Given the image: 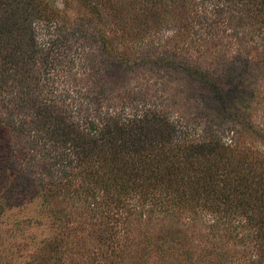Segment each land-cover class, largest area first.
Masks as SVG:
<instances>
[{
    "label": "trees",
    "instance_id": "1",
    "mask_svg": "<svg viewBox=\"0 0 264 264\" xmlns=\"http://www.w3.org/2000/svg\"><path fill=\"white\" fill-rule=\"evenodd\" d=\"M73 1L85 5L95 23L98 53L108 56L112 48L119 57L110 64L112 72L122 76L139 66L131 60L130 49L118 52L113 47L107 32L119 31L124 40L143 48L138 57L142 66H171L221 94L215 120L220 116L232 124L236 135L221 141L178 128L165 112L146 102L141 105L144 100L134 101L129 92L119 98L118 108L104 113L100 93L88 91L96 115L80 118L73 116L66 99L40 96L49 80L41 49L57 48L53 41L60 26L68 29V22L79 23L85 16L72 18ZM163 29L171 36H162ZM39 30L46 40H37ZM86 31L84 23L79 24L75 40L92 43ZM195 52L214 55L226 65L215 74L187 57ZM252 61L254 66L249 65ZM259 62H264V0H64L61 7L55 0H0V98L6 97L8 105L5 111L0 105V130L9 147L0 150V214L13 201L59 195L60 209L51 203L45 209L50 223L53 219L60 229V238L52 244L60 264L73 263L62 257L75 248L66 246L63 233L71 232L66 221L76 214L94 221L90 234L95 247L82 253L88 264H119L124 240V248L132 243L141 244L143 251L156 249L155 236L172 264H230L237 253L233 240L254 250L252 264H264V152L240 145L244 137L264 143V126L256 128L233 104L240 98L241 82L250 87L264 72ZM108 75L104 79L115 83L116 76ZM101 95L104 100V92ZM11 109H16L15 117ZM262 119L264 125V115ZM21 140L28 151L13 154L22 148L14 150L12 143ZM33 146H48L50 152L41 155L50 154L52 162L35 159ZM36 168L49 177L37 188L32 178ZM134 217L154 231L152 239L144 229L131 236ZM197 217L207 219L212 237L222 231L221 239L229 243L224 242L225 249L213 246L194 258L195 251L184 244L181 219Z\"/></svg>",
    "mask_w": 264,
    "mask_h": 264
},
{
    "label": "rangeland",
    "instance_id": "2",
    "mask_svg": "<svg viewBox=\"0 0 264 264\" xmlns=\"http://www.w3.org/2000/svg\"><path fill=\"white\" fill-rule=\"evenodd\" d=\"M56 3L61 7L63 6L64 0H55ZM85 5L81 2L73 1L71 7V16L80 17L81 22L74 23L68 22V29H62L54 34V44L58 47L52 49L50 52L47 50L49 46H45L42 50L44 54V60H48L47 65L42 66L47 72L46 76L49 80L43 83V87L40 89V96L43 98H51L54 101H63L66 99V104L72 110L73 116L76 118L82 117V114L95 117L94 110H92L91 97L88 91L92 90L94 94L100 93V101L103 103L100 111L107 113L118 108L120 103L118 102L120 97L128 92L134 98V101L144 100L141 105L145 102L150 104L151 107L155 106L157 110L163 111L169 117V120L175 122L180 127H184L197 135H202L207 138H216L221 141H229L231 137L235 136V132L231 129V125L227 124L225 120H222L220 116L215 120L216 113L219 112L218 102L216 99L221 95L216 91H213L209 85H206L203 80H195L186 76L181 71L175 70L170 67H162L159 65L151 67L142 66L139 62V52L143 49L128 39H123L119 31L111 32L108 31V36L112 37L113 47L118 52H121L123 47L131 50L130 57L137 65L135 69L127 72L128 74L114 73L111 71L110 64L115 60H118V56L112 48H109L108 56H101L98 50V45L94 43L97 40L94 36V21L89 18V13ZM180 15V12H179ZM179 15L176 18H179ZM171 18V17H170ZM170 18L166 23L170 21ZM84 23L86 27V35L92 39V43L85 40L83 43L81 38L75 40L77 36V27L79 24ZM66 25V24H65ZM71 26V27H70ZM48 29L54 31V27L51 26ZM51 31V30H50ZM37 40H46L48 37L45 36L44 31H38ZM48 32V30H45ZM112 33V34H111ZM116 34L114 36L113 34ZM160 34L162 36H171L170 30L163 29ZM113 35V36H112ZM60 41H62V44ZM237 42V41H235ZM126 44L125 46H123ZM63 45V46H60ZM67 47L66 51L60 53L63 47ZM236 49V47H235ZM234 48H229V52H233ZM60 53V54H59ZM201 53V52H200ZM200 53H188L191 60H197V63H201L205 69H209L215 74H219L226 62L221 58H216L214 55L210 56L208 53L205 56ZM190 55V56H189ZM199 58V60H198ZM91 59V60H90ZM61 60V61H60ZM90 61V62H89ZM42 62V61H41ZM99 66L98 72L97 64ZM92 63V66L89 64ZM251 66H254L255 61L250 62ZM61 65V66H60ZM63 65V66H62ZM248 65V66H249ZM259 68L264 71V62L258 63ZM117 67H115L116 71ZM41 69L38 70V73ZM261 76L254 78L252 86L247 87L245 81L241 82L242 85L238 95L243 96L242 103L240 98L233 101L234 108H238L243 112L245 118L249 119L256 128L263 129V115H264V72L260 71ZM116 76L115 83H110V79L105 78L103 75ZM235 74V75H233ZM232 79H236L238 73H233ZM231 79V80H232ZM98 82V85L95 83ZM227 86V83L226 85ZM101 87V88H99ZM248 88V89H246ZM257 89L259 91H257ZM226 90H229L227 87ZM104 92L105 95L101 93ZM248 93V94H247ZM5 98H0V105L2 110L5 111L8 105H5ZM89 98V99H88ZM128 112H131V106L126 105L124 107ZM13 116L15 110L11 109ZM229 114L226 113L225 118L229 119ZM15 117V116H14ZM76 118H74L76 120ZM16 121V120H15ZM220 122L221 125L217 123ZM4 133L0 130V150L9 148L6 140L3 138ZM229 139V140H228ZM243 142L241 140L240 145H243L244 149L251 148L254 151L258 149L264 152V143L261 139L251 137H244ZM38 143V142H37ZM14 150L18 151V148L22 150L13 154L23 153L28 151V146L25 140L21 142H13ZM38 146H41L38 144ZM35 147V146H33ZM33 149V148H32ZM37 151L35 159L44 160V162H52V158L43 159V153L50 152L48 146L42 148L35 147ZM59 153V150H57ZM38 157V158H37ZM40 158V159H39ZM55 158V157H54ZM28 159V158H27ZM43 170L47 173L49 169L47 167ZM40 168H36L32 175L34 185L39 186L43 180H48L49 177L43 176V172ZM43 176V177H42ZM44 178V179H43ZM56 189H52L55 191ZM16 199V198H14ZM51 203V207H58L60 209V196L52 195L49 199H44V196L35 197L31 200L24 201H13L12 205H7L0 214V264H60V261L55 259L57 253L52 250V244L57 242L58 237L60 238V229L52 223L51 217L49 216L45 205ZM76 217H70L69 221H66V227L71 228V232H64L66 239V246L75 247L73 254H68L66 251L63 252V258L66 262L71 260L72 264H88L85 263L86 259L82 255L85 249H94L92 245L93 240L91 232L93 230V220L87 215L76 214ZM135 216V215H134ZM133 223L129 226H133L131 236H135L138 230L144 229L149 239L154 237V231L147 228L143 223V219L134 217ZM137 222V223H136ZM139 222V223H138ZM185 240L187 246H190L195 252L192 253L194 258L202 256L203 252L212 250V247L218 246L219 248L225 249L224 241L220 237L219 230L213 237L211 236L207 219L204 217H197L191 221L181 219ZM187 224V225H186ZM140 228V229H139ZM83 229V230H81ZM157 231H155L156 233ZM64 237V238H65ZM156 237V244L158 247H153L152 250L143 251L142 246L134 245L131 243L130 247L124 248L127 241L124 240L123 252L121 254V260L119 264H172L166 257V251L160 249L159 237ZM155 240V239H154ZM234 241V246L237 250L235 255L228 261L230 264H252L254 258V250L252 248H243L241 241ZM49 243V244H48ZM228 243V242H227ZM122 244V243H121ZM229 244V243H228ZM79 247V248H78ZM186 248V247H185ZM218 248V249H219ZM60 255V254H59ZM231 256V255H229ZM246 256V257H245ZM69 257V258H68ZM192 258V259H194ZM121 261V262H120ZM182 264H187L182 263Z\"/></svg>",
    "mask_w": 264,
    "mask_h": 264
}]
</instances>
